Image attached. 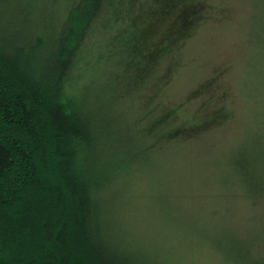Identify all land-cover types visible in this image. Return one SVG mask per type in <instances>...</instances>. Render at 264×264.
Instances as JSON below:
<instances>
[{
    "label": "rangeland",
    "instance_id": "1",
    "mask_svg": "<svg viewBox=\"0 0 264 264\" xmlns=\"http://www.w3.org/2000/svg\"><path fill=\"white\" fill-rule=\"evenodd\" d=\"M76 4L0 0V36L33 58L59 36L62 94L88 93L119 123L120 147L105 139L101 160L131 252L260 264L249 248L264 256V0H103L91 17ZM67 7L84 23L58 35ZM160 137L167 154L149 161Z\"/></svg>",
    "mask_w": 264,
    "mask_h": 264
},
{
    "label": "trees",
    "instance_id": "2",
    "mask_svg": "<svg viewBox=\"0 0 264 264\" xmlns=\"http://www.w3.org/2000/svg\"><path fill=\"white\" fill-rule=\"evenodd\" d=\"M78 2L91 17L103 0H77L80 10ZM66 9L54 28L58 35L84 23L68 21ZM13 41L0 36V264H168L143 247L136 257L124 239L112 209L118 189L105 188L101 160L105 139L120 147L119 123L88 93L62 94L59 36L55 50L37 58ZM104 92L112 105L115 96ZM168 142L149 141V161L167 154L162 145ZM253 245L259 247L251 245L250 259L263 264Z\"/></svg>",
    "mask_w": 264,
    "mask_h": 264
}]
</instances>
